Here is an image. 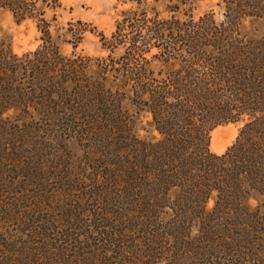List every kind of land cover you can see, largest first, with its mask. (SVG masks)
Instances as JSON below:
<instances>
[{
	"label": "trees",
	"instance_id": "obj_1",
	"mask_svg": "<svg viewBox=\"0 0 264 264\" xmlns=\"http://www.w3.org/2000/svg\"><path fill=\"white\" fill-rule=\"evenodd\" d=\"M243 1L260 18L264 0ZM59 7L0 0L41 41L21 58L0 42V264H264V40L128 14L106 58L65 57L44 18ZM145 39L166 43L158 73L138 63ZM244 118L211 153L210 134ZM52 143L84 154L64 200L41 178Z\"/></svg>",
	"mask_w": 264,
	"mask_h": 264
},
{
	"label": "rangeland",
	"instance_id": "obj_2",
	"mask_svg": "<svg viewBox=\"0 0 264 264\" xmlns=\"http://www.w3.org/2000/svg\"><path fill=\"white\" fill-rule=\"evenodd\" d=\"M243 2V0H160L159 2L146 0L139 9H136L129 0H60V7L53 12L47 11L44 18L49 23L52 38L58 44L63 56L70 57L75 54L88 58H106L109 49L105 50L104 45L108 44L116 23L122 20V15L128 14L145 15L162 25L178 22L187 31L191 28L208 26L219 33L231 27V34L228 36L231 35L233 39L264 40V11L261 10L258 19L246 18L244 14L249 12L245 11ZM126 30L129 32V29ZM120 35L131 37L133 34L127 35L123 32ZM0 42L4 45L8 44L12 55L17 58L32 54L41 47L40 35L34 23L26 21L16 24L10 12L1 8ZM145 42L149 45H139L144 55L137 58L138 63L150 72L158 73L157 71L160 70L156 64L158 49L166 43L157 40L148 42L146 39ZM73 46H76L75 49ZM123 48L113 51L116 59L128 52L126 47ZM133 66H129L130 69H133ZM246 121L244 118L239 123L216 128L210 134V152L216 155L223 154ZM149 122V116H142L141 128L149 130ZM144 135L146 136L144 131L140 132V136ZM28 149L30 152L33 150L31 147L25 148L26 151H29ZM38 150H41L44 158L40 173L48 193L53 199L64 200L66 184L60 187L59 185L62 180L70 182L69 175L76 176L74 171L79 170V157L84 155L82 145L72 146V154L76 158L73 161L72 155L68 157L67 153H64L65 149L53 143L51 149ZM249 263L250 261L246 264Z\"/></svg>",
	"mask_w": 264,
	"mask_h": 264
}]
</instances>
